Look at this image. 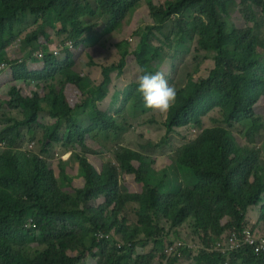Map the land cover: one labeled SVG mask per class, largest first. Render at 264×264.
<instances>
[{"label":"trees","instance_id":"1","mask_svg":"<svg viewBox=\"0 0 264 264\" xmlns=\"http://www.w3.org/2000/svg\"><path fill=\"white\" fill-rule=\"evenodd\" d=\"M75 1L0 0V64L8 62L3 51L13 42L14 22L27 11L37 17L43 16L52 28L59 24L64 33L72 29L74 46L94 40V36L81 39L89 28L83 26L86 25L84 21L67 13ZM141 1L97 0L96 9H89L88 4L86 7L88 15L107 14L112 18L110 26H115V19L121 12L135 11ZM242 3L243 12L247 13L246 18L251 22L255 19L253 7L263 6L264 0H242ZM147 5L159 24L146 26L140 35L139 50L134 53L140 74L153 73L150 64L154 60L163 61L165 50L172 44L184 46L195 38L202 50L213 54L215 63L207 77L196 82L190 77L177 92L176 101L164 122L166 134L191 123L201 127L202 117L214 107L222 110V123L228 128L220 125L204 129L197 141L182 145L177 151L176 178L171 180L165 173L153 186L147 182L149 165L153 163L151 159L132 149H123L118 154L121 167L117 170L110 166L107 182L120 179L125 174L134 177L143 188L136 212L140 225L129 229L118 218L130 195L110 186L107 189L98 186L101 175L87 158L76 156L79 162L77 176L83 179L84 186L75 189L76 195H72L61 189L49 161L41 154L24 153L15 145L22 138L21 129L32 128L35 124L43 130V149L55 143L84 146L89 132L118 129L117 119L124 108L141 113L146 111L142 95L138 92V83L129 85L121 99L115 97L114 105H120L109 113L99 111L93 104L97 92L105 98L107 92L100 86L86 88L83 85L81 75L72 70L75 62L71 55L60 60L45 53L40 63H36L35 71L30 72L28 63H24L0 72V76L6 79L27 81L34 78L42 82L62 75L66 83L84 87L78 88L83 94L79 108H86L89 104L95 107L91 108L93 115L88 127L80 126L66 115L68 113L64 114L67 126L61 133V115L54 113V108L60 103L61 92L47 95L34 92L26 97L21 94L18 84L12 86L6 105L19 110L23 119H8V125L0 131L1 141L7 145V149L0 152V264H77L88 257L96 258L98 254L106 258L104 264H127L126 261L131 260L141 242L140 236L151 240L162 231L152 221V209L166 217L172 228L194 220L195 228L200 232L199 238L209 245L227 230L243 231L249 208L264 199V160L255 147L239 145L230 129L234 124H240L245 129L243 134L249 139L257 132L259 118L256 119V105L260 94L264 93V65L263 57L257 52L255 37L251 38L253 36L248 27L229 30L225 21L228 0H165L159 6L151 2ZM181 16L185 19L179 20ZM155 39L162 45L155 46L152 42ZM118 47L122 59L118 66L120 72L130 51L126 41ZM42 103L51 105L50 115L55 119L54 123H39ZM63 175L64 179L72 182L69 176ZM185 176L190 182L183 187L180 179L183 177L182 180H185ZM100 197H104L105 202L95 205L94 201ZM174 199L179 203L173 205ZM261 212L260 220L264 221V205ZM224 218H229L225 226L222 224ZM112 232L122 235V245L118 246V243L106 238ZM166 239L164 235L154 240L160 248L157 251L165 248ZM35 240L38 241L31 243ZM27 244L30 247L42 245L44 249L29 260L20 249ZM192 252L190 249L182 254L189 256ZM154 257L152 252L139 255L135 262L142 264L146 259L151 262ZM197 257L198 263L202 260L208 264L228 262L226 256L216 252L200 253ZM178 261L179 257L174 255L167 259L166 264H177ZM240 261L244 264H264V254H234L230 264Z\"/></svg>","mask_w":264,"mask_h":264},{"label":"rangeland","instance_id":"2","mask_svg":"<svg viewBox=\"0 0 264 264\" xmlns=\"http://www.w3.org/2000/svg\"><path fill=\"white\" fill-rule=\"evenodd\" d=\"M148 2L159 6L165 0H142L139 2V8H135L136 10L130 13L124 14L121 12L117 19H115V26H110L112 18L107 14H104V16L88 15L86 5L88 4L89 9L94 10L98 6L97 0H76L67 13L72 17H77L80 21H84L86 25L83 26L89 28L88 30L85 28V31H87L81 36V39H86L89 36L95 37L94 40L86 41L79 46H74L75 41L72 37L74 31L72 32V29H69L68 33H64L59 29V24L55 28H52L51 25H47L43 16L37 17L27 11L25 14L19 16V20L14 22L13 42L3 51L8 62L0 64V71L10 69L11 67H19L20 64L24 63H28L30 72L35 71L37 67L36 63H40L39 60L41 57H45L46 54H52L63 60L62 55L65 54V51L71 50L70 52H66V54L71 55V58L75 61L73 70L81 75L83 85L86 88L91 85L95 88L100 86L101 90L107 92L106 99L97 92L93 97V104L99 111L112 113L120 105V103L114 105L115 97L121 99L124 90L129 85L138 83V77L141 75L134 55L135 51L139 50L141 33L146 26L159 24V20H156L152 16L147 5ZM243 8L242 0H228V14L225 16V21L230 31L246 27L250 29V34L253 36L251 38L255 37L257 52L263 57L262 63L264 65V5L253 7L255 19L251 22L246 18L247 13L243 12ZM181 19H185L184 16L179 18V20ZM123 41L127 42L130 53L126 57L124 69L118 72L119 63L122 60L118 45L120 46ZM152 42L155 46L162 45L156 39ZM66 45L68 46L64 49ZM186 50L187 52H184ZM55 53H58V55H55ZM164 57L163 61L157 62L154 60L150 64L154 69L153 74L156 71L164 72L168 83L174 86L177 92L180 88L184 87L190 77L196 82L200 78L207 77L215 67L212 59L213 54L202 50L199 47L197 38L184 46L172 44L171 47L165 50ZM0 77H3V75ZM7 80V82L0 84V131L8 125V119H23V115L19 110L8 108L6 105L12 86H16L14 84L19 85L23 96L30 97L34 92L41 95H47L50 92L60 93L62 85L65 82V78L62 75H58L55 82H51V80L39 82L34 78L27 81L24 79L10 80V78ZM73 86L76 89L74 96L77 97L78 104L82 103L83 94L77 88L82 89L84 87L68 84L64 89H69ZM59 100L60 103L54 108L56 115H58V110L68 109L66 104L67 96L64 92H61ZM257 104L256 119L259 118L257 119V132L252 135L251 139H249L248 135L243 134L245 129L240 124H234L230 129L236 136L239 145L248 144L255 147L259 150L261 159L264 160V93L260 94ZM92 106L89 104L86 108L73 107L72 110L64 112L61 115L62 117H59L62 122L61 133L65 132L67 126L66 115L71 116L73 121L80 126L88 127L91 124L90 117L93 115L91 111ZM42 108L43 110L39 113L38 117L39 123L42 125H48L50 122V124L54 123L55 119L50 115L51 105L42 103ZM64 114L66 115L64 116ZM167 114L168 112L160 114L147 108L142 113L124 108L117 119L118 129L106 130V132L95 129L85 136L84 146H80L78 143L65 145L55 143L47 146L46 149H43V130L35 124L32 128L23 127L21 129L22 138L16 143L15 147L24 153L41 154L42 158L51 163L61 189L72 195H76L75 189L84 186L83 179L77 176L79 173V162L76 160V156L80 155L87 158L101 175L97 183L98 186L106 189L107 186H110L119 190L122 194L130 195L129 202L127 206L125 205L118 220L125 222V225L129 229H132L134 225H140L136 212L139 209L143 188L137 184L134 177L125 174H122L123 176L120 179L111 181L110 183L107 182L110 179V166L117 170L121 167L118 154L123 149H132L151 159L153 163L149 165L147 182L153 186L162 179L165 173L170 176L171 180L176 178L174 174L177 168L175 162L177 160V151L182 145L197 141L204 129L220 125L228 128L227 125L222 123L224 119L222 110L219 107H214L202 117L201 127L196 126V123H191L175 129L171 134H166L164 122ZM6 149L7 145L0 139V152ZM62 167L64 170H62ZM63 174L69 176L72 182L70 183L64 179ZM182 179L183 177L180 179V182L183 187L190 182L189 177L186 178L185 176V180ZM94 202L95 205L104 203L105 198L100 197ZM176 203H179V200L174 199L172 204L175 205ZM263 205L264 199L249 208L244 225V229L252 230L257 236L264 235V221L260 220ZM150 216L155 226L162 230L155 239L161 238L164 235L167 236L165 240L167 241L166 245L164 244L165 247L169 243H173L177 247L179 243L188 244L198 241L203 246L212 249L216 241L225 243L229 240L232 232L237 231L227 230L220 238L211 241L207 245L204 244L202 238H199L200 232L196 230L197 226L194 220H187L182 226L172 228L166 217L159 212L152 209ZM228 222L229 218H224L222 224L225 226ZM107 238L110 242L118 243V246L123 244L122 235L119 233L112 232ZM155 239L146 240L143 236H140L139 240L141 242L136 246L131 260H127L126 263L136 264L135 261L139 255H148L152 252L155 257L151 262L146 259L142 261V264H166L169 258L167 257V251H170L169 249L171 248L166 251L167 255L163 246L162 251H157L159 247L154 242ZM37 241L35 240L31 243H36ZM143 243L146 244L144 245ZM200 248L201 246H199ZM20 249L27 259L33 260L35 254L43 250L44 246L30 247V244H27L24 248L20 246ZM177 249L175 250L174 248L172 252V254L176 252V256L179 257L177 264H208L204 260L198 263L197 255L207 253L204 250H193L191 255L188 256L186 253L182 254L186 250H189L186 246ZM179 249H182V251H179ZM99 252L100 250L97 251V253ZM208 253L213 254L215 252ZM104 260L106 258L98 254L96 258L88 257L77 264H104ZM238 264L244 263L240 261Z\"/></svg>","mask_w":264,"mask_h":264},{"label":"clouds","instance_id":"3","mask_svg":"<svg viewBox=\"0 0 264 264\" xmlns=\"http://www.w3.org/2000/svg\"><path fill=\"white\" fill-rule=\"evenodd\" d=\"M67 46L68 45H66L64 49ZM66 52L67 51H65V54L62 55L63 60L67 59L68 57ZM55 55H58V53H55ZM43 57H41V59ZM58 59L62 60L59 57ZM0 72H3V71H0ZM57 76L53 80H51V82H55ZM0 78L5 82L8 81L4 76ZM11 79L12 78H10V80ZM65 84L67 83L65 82ZM138 92L142 95L145 107L147 109H150L154 112H158L160 114L167 113L171 109V107L174 105L176 98H177L176 88L168 83L167 79L165 78V74L162 71H156L154 74L153 73L141 74L138 77Z\"/></svg>","mask_w":264,"mask_h":264},{"label":"built area","instance_id":"4","mask_svg":"<svg viewBox=\"0 0 264 264\" xmlns=\"http://www.w3.org/2000/svg\"><path fill=\"white\" fill-rule=\"evenodd\" d=\"M101 237H103V235ZM182 246H186V248H188L189 250H204V252L207 253L216 252L220 255L226 256L228 259L227 264H230V261L234 254L248 255L250 252L258 255L264 254V235L257 236L252 230H248L245 228L243 231H233L229 237V240H227V242L225 243L216 241L213 244L212 249L203 246L201 242L198 241L194 243L190 242L188 244L179 243L177 247H175L173 243H169L165 247V254L166 251L171 248L169 249L170 251H167L168 255H166L167 257L174 256L176 255V252L172 254L174 248L175 250H178L177 248H181ZM199 246H201L200 249ZM179 251H182V249H179Z\"/></svg>","mask_w":264,"mask_h":264},{"label":"crops","instance_id":"5","mask_svg":"<svg viewBox=\"0 0 264 264\" xmlns=\"http://www.w3.org/2000/svg\"><path fill=\"white\" fill-rule=\"evenodd\" d=\"M3 82H5V81H3L2 79L0 80V84L1 83H3ZM69 83H67V84H65V86L62 88V90L61 91H63L65 94H66V96H67V106H68V109H66V110H58V113L60 114V115H62L64 112H66V111H68V110H72L73 109V107L74 108H78V105L80 104H78V102H77V97L76 96H74V94L76 93V89L74 88V86L73 87H71V88H69V89H64L65 87H66V85H68ZM70 85V84H69ZM78 89V88H77ZM78 91L80 92V90L78 89ZM106 99V98H105Z\"/></svg>","mask_w":264,"mask_h":264}]
</instances>
